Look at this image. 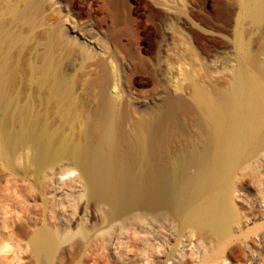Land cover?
I'll return each mask as SVG.
<instances>
[{
	"label": "bare ground",
	"instance_id": "bare-ground-1",
	"mask_svg": "<svg viewBox=\"0 0 264 264\" xmlns=\"http://www.w3.org/2000/svg\"><path fill=\"white\" fill-rule=\"evenodd\" d=\"M252 3L245 0L248 7ZM108 4L112 22L122 25L126 1ZM262 10L257 7L251 17L257 19ZM36 27L41 29L33 31ZM120 32L110 38L121 50ZM72 39L48 22L37 1L0 0V170L15 183V193L31 194V212H23L34 219L25 245L34 262L50 264L64 238L77 236L90 245L87 224L59 234L57 223L50 222L55 218L60 226L53 208L61 209L67 197H75L83 211L98 209L105 228L118 221L121 231L148 215L169 213L179 219L188 211L192 228L228 235L238 216L229 192L219 195L217 189L264 133V82L252 84L254 77L240 66L228 91L192 85L193 106L185 105L180 113L197 111L199 123L183 128L168 108L161 119L158 109L133 108L131 129L124 130L126 112L100 93L95 102L90 99L104 74L87 73L89 52ZM66 61L75 63L65 66ZM68 172L75 177L63 183Z\"/></svg>",
	"mask_w": 264,
	"mask_h": 264
},
{
	"label": "rangeland",
	"instance_id": "rangeland-1",
	"mask_svg": "<svg viewBox=\"0 0 264 264\" xmlns=\"http://www.w3.org/2000/svg\"><path fill=\"white\" fill-rule=\"evenodd\" d=\"M32 1L43 8L48 22L87 48V73L104 74V83L92 90L90 99L95 102L100 93L126 112L124 130L131 129L133 108L158 109L157 119L169 109L183 128L199 123L197 111L181 115L185 105L193 106L192 85L203 83L228 91L240 66L254 77L252 84L264 82V0H253L249 7L245 0H125L126 21L118 26L110 16L111 0ZM257 7L263 10L255 19L251 11ZM117 29H121V50L110 38ZM73 63L66 61L65 66ZM180 135L184 138L186 132ZM195 135L203 139L199 130ZM261 137L260 132L254 150L218 186L219 195L229 192L238 216V225L228 235L192 228L188 211L179 219L169 213L159 218L148 215L121 231L118 221L105 228L98 209L93 207V212L89 206L84 212L75 197H67L61 209L53 208L60 226L55 218L50 217V222L57 223L58 233L68 234L76 231L75 224H87L92 240L84 246L77 236L61 239L50 264H264ZM251 167L256 175L250 173ZM75 174L68 172L61 178L63 183ZM7 180L0 170V264H36L25 247L35 225L27 214L33 206L31 194L15 193V183ZM5 186L14 191L13 197Z\"/></svg>",
	"mask_w": 264,
	"mask_h": 264
}]
</instances>
